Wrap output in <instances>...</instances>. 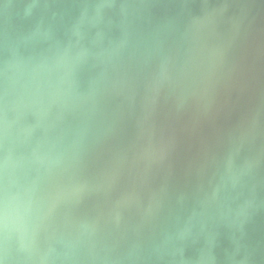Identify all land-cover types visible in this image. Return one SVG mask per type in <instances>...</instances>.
I'll return each instance as SVG.
<instances>
[{
	"label": "water",
	"instance_id": "obj_1",
	"mask_svg": "<svg viewBox=\"0 0 264 264\" xmlns=\"http://www.w3.org/2000/svg\"><path fill=\"white\" fill-rule=\"evenodd\" d=\"M0 264H264V0H0Z\"/></svg>",
	"mask_w": 264,
	"mask_h": 264
}]
</instances>
